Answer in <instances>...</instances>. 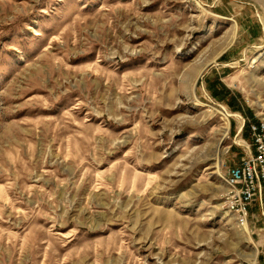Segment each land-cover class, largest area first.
Returning a JSON list of instances; mask_svg holds the SVG:
<instances>
[{
  "label": "rangeland",
  "instance_id": "1",
  "mask_svg": "<svg viewBox=\"0 0 264 264\" xmlns=\"http://www.w3.org/2000/svg\"><path fill=\"white\" fill-rule=\"evenodd\" d=\"M262 119L264 0H0V264H264Z\"/></svg>",
  "mask_w": 264,
  "mask_h": 264
},
{
  "label": "built area",
  "instance_id": "2",
  "mask_svg": "<svg viewBox=\"0 0 264 264\" xmlns=\"http://www.w3.org/2000/svg\"><path fill=\"white\" fill-rule=\"evenodd\" d=\"M255 152L239 166L229 169L226 183L230 188L226 206L237 215L241 225H249L250 208L264 201V119L249 125Z\"/></svg>",
  "mask_w": 264,
  "mask_h": 264
},
{
  "label": "bare ground",
  "instance_id": "3",
  "mask_svg": "<svg viewBox=\"0 0 264 264\" xmlns=\"http://www.w3.org/2000/svg\"><path fill=\"white\" fill-rule=\"evenodd\" d=\"M205 68H206V65L204 66V67H198V69H199V72L200 73H202L204 70H205ZM227 117V116H226ZM218 151V150H217ZM219 152V151H218ZM221 152V151H220ZM220 163V162H219ZM256 256L257 255H254V257H253V259L251 260V263L252 264H255L256 263Z\"/></svg>",
  "mask_w": 264,
  "mask_h": 264
}]
</instances>
